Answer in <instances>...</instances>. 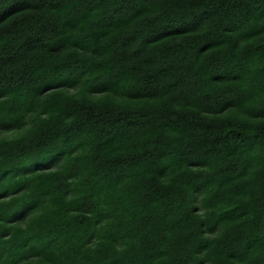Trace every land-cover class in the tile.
<instances>
[{"label": "trees", "instance_id": "trees-1", "mask_svg": "<svg viewBox=\"0 0 264 264\" xmlns=\"http://www.w3.org/2000/svg\"><path fill=\"white\" fill-rule=\"evenodd\" d=\"M0 264H264V0H0Z\"/></svg>", "mask_w": 264, "mask_h": 264}, {"label": "rangeland", "instance_id": "rangeland-1", "mask_svg": "<svg viewBox=\"0 0 264 264\" xmlns=\"http://www.w3.org/2000/svg\"><path fill=\"white\" fill-rule=\"evenodd\" d=\"M11 132H12V131H9V130H7V131H2V132H0V135H10Z\"/></svg>", "mask_w": 264, "mask_h": 264}]
</instances>
